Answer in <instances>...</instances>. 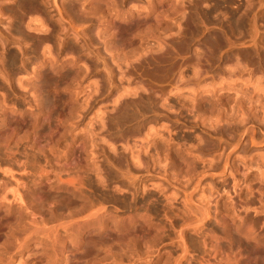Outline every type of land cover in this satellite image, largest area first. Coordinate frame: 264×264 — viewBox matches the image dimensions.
Here are the masks:
<instances>
[{"label": "rangeland", "instance_id": "1", "mask_svg": "<svg viewBox=\"0 0 264 264\" xmlns=\"http://www.w3.org/2000/svg\"><path fill=\"white\" fill-rule=\"evenodd\" d=\"M18 1L20 4V0H17V3ZM42 1L46 3L44 4ZM60 1L63 3V0H56V5L54 4V6V0H36V3H34L33 5L29 4L30 1L27 0L25 2L27 3V5L24 4L26 7L21 4V9L23 11H27H24L25 13H21L22 10L19 9L20 5L17 6L16 2L9 3L8 0H0V8L3 9L5 7L3 9V12L4 10H7V12L9 11V15L6 11L4 13V15L8 17L4 16L6 19H4L3 17L4 20L1 19L0 21V28L2 29H0V33H3V36L1 37L3 38V40H7L8 37V41H4L8 43V46H10V50L8 52L6 51L5 55H10L9 57L12 58L13 56L17 58V56L19 55L17 66H12V68L10 66L8 69L9 65L5 62V65H7L6 69H8L7 73H11L10 75H8L13 81L12 84L16 83L15 86L13 85V88L15 90L17 89V92L13 93L11 88L8 87L9 85L5 83L3 77H1V74L0 92L2 94V97H4V95L6 94L5 102L6 105H8L7 107L17 110H19L20 108L19 111H23L29 108V103L31 104L33 102L34 105L30 106L32 108L30 110H32L33 113L35 112L34 114L37 115L39 114V109L36 107L37 105L32 100L33 97L31 96V94L29 95L28 89L31 87V84L33 82L35 84H41L42 82L41 85H43V82H45L44 80H46L47 82L44 83L45 86L43 85V93L45 97L44 113L48 114L51 111L52 114L50 115V121L44 124L45 129L42 136L44 138H47L48 140H54V144L52 147L56 148L54 149L56 153L67 151L66 148L74 144H82L94 153V156L89 160H82L81 162L82 165L88 166L92 170H99L101 176V178H98L95 173H90L92 177V185L87 188L89 189L92 187V191L90 192L87 189V193L89 196L91 195V199L94 197L93 200L95 201V204H107V207L110 211H112L120 219H123L125 221L119 227V231L114 230L113 222H111L110 226L112 228V231L108 233V236L106 238H92V248L90 253L91 258H94V264H204V259L209 256L210 251L215 247L220 248L222 251H229L230 249H241L245 253V257L242 259L241 264H264L263 245L255 244L253 241L249 240V238L245 234L236 232L239 221L235 213V211H237V213L241 214L243 217H248L251 220H257L259 222L258 228L260 226L259 232L261 233L263 231L262 234L264 236V207L262 208V206H264V158L261 157V155L264 156V145L258 146V148L253 147L250 143V137L248 135H246V137L245 135L244 137L241 136V132H243V129L240 128L242 127H238V123L235 124V122L230 121V123L226 121L225 118H223L222 122L220 121L221 123L219 122L220 124L215 123L213 128L208 127L205 120L208 119L207 116L209 115H205L202 112L203 110L201 107L204 104V101L202 102L203 94L200 91L194 93L197 90L212 88V85L214 84L218 85L221 82H225V85H228L226 87L232 86L231 88L234 89L230 92L232 95L238 93L235 94L237 96L235 97L234 101L232 100L231 107L229 104V108H227L228 110L226 109V106L225 111H230V113L235 114L236 112H238V110H241V108H243V110L248 114L249 106L247 102L250 97L254 96L253 87H249L248 85L252 81V83L258 82L262 87H264V78L262 77L264 75V0H175L177 7L175 6V8H173L174 10L170 11L169 15L167 14L169 21L166 24V28L165 26H163L167 31H169L166 32L162 27L161 31L158 33L161 35V39L163 40V42L161 41L159 44L156 39H149L145 41V46L148 45L150 47L153 46L150 44H154V46H157V44H159L162 48V53L165 52L170 54L169 56L171 58L169 61L172 63L171 60H173V64L176 67L174 66L173 70H171L170 73H166L165 68H163V71L160 70L161 73L163 72V76L159 72L156 73L154 68V60L158 56L160 57L158 52H155V55L154 53L153 55L148 53L145 54V51L143 47H140V41L138 40L137 44L134 45V48L125 49V51L122 52L123 55L121 54L118 56L115 52L109 53L113 52V50H109V52H106V50H108L110 47L106 48V46H104V42H102L104 41L103 37L105 38V36L102 35L103 32H101L100 21L108 14V10L104 8L105 5L103 3L100 2L102 4L100 5L96 0H69L65 3L66 6H64L63 3L62 6L64 7H62V3L60 4ZM116 1L117 2H115L114 0L112 4L118 6L120 5L119 7L124 11L133 6L131 1L128 2L129 4L127 2L125 4L121 3L123 0ZM96 3H98L100 7ZM28 4L30 5L29 7H27ZM94 4L96 5L95 8L97 9V12L95 11L96 9H94V7L92 6ZM228 4H230L229 7ZM259 4H262L263 6L261 5L260 7ZM179 5L180 7L185 6L186 8H184L187 9L184 10V12L186 13L183 12V15L182 10H179L180 12L177 10ZM32 6H35V8L39 9H32ZM72 6L75 8H73ZM59 7L60 9L62 7V14L64 15L60 14ZM86 7L89 8V11ZM55 8L57 9L54 10ZM29 10H32V13ZM175 10L178 14H175ZM12 12L14 13L12 14ZM17 12L21 14V17H23V15H25L26 13H29L28 15L24 16L25 18L23 17L21 20H17L23 23H21L22 26L27 25V23L30 22L29 20L33 18L29 24H32L35 27V24L37 22L36 29L42 28V31L43 28H46L44 29L47 32L46 35L45 33H40L38 30V32L33 31L31 34H29V32H27L29 31L27 29L29 24L25 27L23 26L22 30L26 28V31L21 30L22 33L24 32V34H22L21 32L18 33L17 30L13 28V26L16 27L17 25H20V23H15L17 22L16 19H19L17 18L18 16L15 15ZM37 13L40 15H38ZM88 13H90L89 17L87 15ZM91 13L93 14V17ZM19 14L17 13V15ZM72 14H75V17ZM11 15L14 18H11ZM95 15H98V19H96ZM82 16H84V18H82ZM60 17L63 18L62 21L59 20L62 19ZM49 18H51V20ZM68 18L69 20L72 18L70 22ZM79 18H81L82 20H78ZM7 20L9 22H12L8 24L9 22ZM71 21L74 22L72 23ZM78 21L79 23H84L79 24ZM249 21L252 24H250ZM171 23H173L174 25H171ZM257 23L258 25H256ZM63 24L67 29H62L64 28ZM204 25L206 28L204 27ZM8 26H11V28H13V30L10 28L11 32H9L10 35H8L10 37L14 36V39H12L13 37L10 38L9 36H6L8 32H5L9 31V29L6 30V27L8 28ZM77 26L79 29L78 36L81 35L78 37V40L75 38V35L77 34H75V31H73V29ZM172 26L174 29L171 28ZM175 26L181 27L175 28ZM59 27L61 30H64L61 31L64 35L60 33ZM130 28H132V31ZM125 29L127 30L128 27ZM137 29L138 28L136 26L129 27V32L126 31V33H136ZM14 30L18 34L15 33ZM145 30L147 29L143 28L142 31L144 34H141L142 37H146L149 34V31ZM153 30H155V28H153L152 31ZM253 30L256 31L254 32ZM177 31L179 34L176 33ZM51 32L53 34L55 32V34L53 35ZM171 32H173L174 35ZM27 33L30 36H28ZM168 33L169 35H167ZM83 34L85 36H83ZM21 36L23 39L21 38ZM66 36H69L67 37L68 40ZM16 37H19L18 40H16ZM61 37L63 38L61 39ZM30 38L33 40L31 41ZM20 39L22 40L20 41ZM56 39L61 40L58 41ZM51 40L53 42H51ZM186 40H188L189 42ZM45 41L47 42V44ZM40 42L42 45L40 44ZM243 42L247 45H245ZM59 43L61 44L59 45ZM213 43L215 44V46ZM229 43L232 47L229 45ZM17 45H19L20 48ZM71 45L73 48L71 47ZM255 45L259 49H256ZM137 46L139 47L137 48ZM183 46H185V48ZM188 46H190L189 49ZM175 47L177 49H175L176 51H173L172 49H174ZM215 47L217 48L214 51ZM18 48L20 51L18 50ZM21 48H26L24 49V53H28L26 54L25 59L30 56L33 57V65L35 64V62H38V60H41L39 58L40 52V54L43 55L45 54L46 50L48 51L51 48L48 52L46 51V54H48L46 55V57L49 56V58H58L61 60L66 57L64 59H70V61L72 60L74 62L76 61L75 63L77 64L80 62L78 65H76L78 68H80L78 69L77 67H75L76 69L74 68V70H71L74 72H71L70 70L68 72V69L71 67L70 65V67L65 68V72L67 74L65 76H62L63 84L60 83L59 85H57L59 88L55 85L57 89L54 88L55 86H53L54 89L51 86L53 85L54 80L60 78L61 74L54 76L53 74L46 72L45 75L47 77L44 75L42 76L44 78L38 79L37 81H31V84H29L31 65L29 66L30 69L27 72H24L19 68L23 72L22 73L18 69V67H21V63H19L20 59H22L24 56ZM253 48L256 51L253 50ZM1 50L2 49H0V51ZM18 51L21 53H19ZM140 51H142V53ZM186 51L187 53H185ZM222 51L224 52L222 53ZM29 52H31V54L33 55H30ZM50 52L54 53L55 55H52V53ZM87 52L89 53V55ZM177 52L179 55L177 54ZM253 52L255 54H253ZM76 53L80 54L77 55ZM138 53L142 55L144 53L143 56L141 55L142 58ZM0 54H2V52ZM21 54L23 55L20 56ZM131 54L133 57L131 56ZM134 54L138 55L136 56ZM35 56L38 57V59H36ZM127 56H129L130 58ZM187 56L188 58H184ZM119 57L125 59L121 62L122 59ZM134 57H137L138 59H135ZM72 58H75V60ZM226 58H228V60ZM128 59H130L131 61ZM145 59L148 60L146 61ZM149 60H152L153 63H151L152 61L150 62ZM230 60L232 61V64ZM175 61L176 64L178 63L179 65H176ZM127 62L129 63L127 64ZM146 62L149 64H147ZM199 62L200 64L198 65ZM239 62H241L240 64L242 67H239ZM193 65L195 67H193ZM226 65H230L231 70ZM67 66L68 65H66V67ZM86 66L89 67L87 68ZM184 66H186L187 68ZM84 67L88 70L83 69ZM147 68L149 69V71ZM13 69H17L16 71L14 70L15 73L14 71H9ZM80 69L81 71H79ZM225 69L231 72L229 73ZM46 70L44 69V71ZM180 71H184V77L185 75H187V79L186 77L185 79H182L184 80L183 82H180ZM192 71H197L199 73V83L197 77L195 76V73H193ZM220 72H222L221 76ZM229 74L231 76H229ZM164 75L167 78H170L167 79ZM257 75H259L260 78H258L259 76ZM200 76H202V78H200ZM220 77H222V80L220 79ZM161 78H163L164 80ZM227 78L228 80H225ZM254 78H256V81ZM21 79H23L22 81L27 87L26 90L24 89L25 91L22 90V88L19 89L18 87V83L21 81ZM250 79H252L250 83L246 84ZM48 80L51 81V84ZM243 80L245 81V83ZM1 81L3 83H1ZM27 85H30L29 88ZM46 88L48 90H46ZM177 88H179L180 90L184 89V91L181 93H183L185 96H181V99L187 101L189 109H187L188 107L183 108V106H181L182 104L178 99L181 93H177V90L179 91V89ZM128 89L129 92H131L130 95L127 94V96L126 94L122 93L124 90L128 91ZM54 94H57V97L59 99L58 102L55 101ZM260 94H263V92H260ZM260 94L256 96H259ZM256 99L257 97H255V100ZM126 111L127 113H125ZM198 112L200 113L198 114ZM215 113L217 115V112ZM123 114L125 115V120H123ZM251 115H247L249 116L248 119H251L249 123L251 125L253 123V125H255V127L259 129H256V137H259L257 140H261L263 139L262 133L264 132V114L259 112L258 115L255 116L257 118L260 116L259 118H261L260 120H262L263 123L261 121H258L259 118L254 119L253 115ZM214 118L215 116L212 117L211 120ZM26 119H28V123L24 125L22 129L23 131H31V122L34 118L31 114L28 113L26 114ZM126 119H128V122ZM210 123L208 122V125ZM232 145L233 147L237 145V153L232 158V167L229 170V174L225 178H221V170L223 168L225 155L229 153V151L233 148ZM107 147H109L110 149ZM112 147L114 148L112 149ZM155 147H157L163 154H166L168 152L171 155L170 160L167 162H165V160H162L157 164L154 161L153 157H149L150 155L154 154ZM130 148L133 149L134 152L138 155L142 166H135L133 164V160L131 159V154L129 151ZM207 171H210L211 174L207 175ZM260 171H262L263 173ZM22 172L23 171H21V173H16L17 179H20V175L22 174L25 179L28 177V174H24ZM122 172H129L128 176L133 181H130V179L123 176ZM137 177H144L145 179L143 182L140 181L137 185V187H139V194L135 202L133 194L135 193L136 188L131 185L130 182H134V184L135 182L137 183ZM0 178L7 179L8 177L0 170ZM199 182L200 184L198 185ZM246 184H250L249 186L252 187L251 190L253 192L250 191L251 195L250 193L246 195ZM144 186H146L145 189H143ZM224 189H226L228 193L223 192ZM10 190L11 192L13 191V189ZM10 190L8 202L15 205L17 204V201H15L12 193H10ZM206 209L210 211L211 216L208 219L204 220V212ZM215 212H217L219 215L217 219L215 216ZM146 215L150 216V218L153 219L158 229L146 231L145 227L142 228L141 226V229L138 232L125 234L129 218L136 219L138 225H140L143 223L142 219ZM230 225H233V227H231ZM35 244L36 242H34L32 246H36ZM32 246L28 250H26L23 255H18L12 261V264H22L21 262H28L30 259L37 256L38 254H35L34 250H40L41 246L36 249H34ZM185 250H187L188 252L185 253Z\"/></svg>", "mask_w": 264, "mask_h": 264}, {"label": "bare ground", "instance_id": "2", "mask_svg": "<svg viewBox=\"0 0 264 264\" xmlns=\"http://www.w3.org/2000/svg\"><path fill=\"white\" fill-rule=\"evenodd\" d=\"M27 1V0H26ZM25 0H20V4L19 1L17 3V0H8L9 3H17V6H19V9H21V6L26 4ZM29 4H34L36 3V0H29ZM52 1V0H51ZM59 1V0H58ZM69 0H63L64 6H66V2H68ZM74 1V0H73ZM90 1V0H89ZM100 5H102L101 3H103L104 8L108 10V14L102 18V20L100 21V26H101V32L102 35L105 36V38L103 37L104 41V46H106V48H109L108 50H106V52L109 50H113V52H109V53H117L116 55H123V51H125V49L128 48H134V45L137 44V40L140 41V47H143L145 54H151L154 55L158 52V54L160 55V57L158 56L154 62H155V72L156 73H161V71H163V68H165V72L166 73H170L171 70H173V67L175 66L173 64V60L172 63L169 61L170 60V54L165 53V52H161L162 48L159 45L160 42L163 40L161 39V35L158 34L161 31V28L163 26H165V28L167 27V23H168V17L167 14L169 15V12L174 10L173 8H175L176 6V1L178 0H123L121 3H128L131 1V3L133 4V6L131 8H128V10L124 11L122 10L118 5L112 4V2L114 1H110V0H96ZM120 1V0H118ZM184 1V0H183ZM43 2V1H42ZM77 2V1H76ZM101 2V3H100ZM115 2H117L115 0ZM264 2V1H263ZM44 3V2H43ZM46 3V2H45ZM44 3V4H45ZM62 2L60 1V4ZM63 3L61 4V6L63 5ZM96 3V4H98ZM179 3V2H178ZM183 3V2H182ZM205 3V2H204ZM230 3V1H229ZM261 3V2H260ZM22 4V5H21ZM28 4L27 7H29L30 5ZM43 4V5H44ZM48 4V3H47ZM51 4V3H50ZM56 5V0H54L53 5ZM59 4V5H60ZM98 4V6H99ZM118 4V3H117ZM129 4V3H128ZM226 4V3H225ZM263 4V3H262ZM261 4V5H262ZM1 5V4H0ZM12 5V4H11ZM15 5V4H14ZM13 5V6H14ZM54 5V6H55ZM70 5V4H69ZM230 4H228L229 7ZM260 5V4H259ZM260 5V7H261ZM12 6V7H13ZM25 6V5H24ZM23 6V7H24ZM36 6V5H35ZM35 6L32 8L34 9ZM62 6V7H64ZM81 6V4H80ZM95 8V4L92 5ZM182 6V5H181ZM187 6V5H186ZM263 6V5H262ZM1 7V6H0ZM26 7V6H25ZM39 7V6H38ZM45 7V5H44ZM49 7V6H48ZM62 7L60 9L59 7V12L60 14L63 13ZM73 7V6H72ZM71 7V8H72ZM78 7V6H77ZM100 7V6H99ZM98 7V8H99ZM129 7V5H128ZM177 7V6H176ZM185 6L180 7V5L178 6L177 10L181 11L182 10V15L184 10H187L184 8ZM264 7V6H263ZM3 8V7H2ZM5 8V7H4ZM3 8V9H4ZM16 8V7H15ZM14 8V9H15ZM46 8V7H45ZM75 8V7H73ZM85 8V7H83ZM82 8V9H83ZM87 10L89 9L88 7H86ZM102 8V9H104ZM180 8V9H179ZM190 8V7H189ZM0 8V21L1 19L4 20L6 19L4 13L5 11L7 12V10H4ZM10 9V8H9ZM13 9V11H14ZM17 9V8H16ZM25 9V8H23ZM29 9V8H26ZM37 9V8H35ZM39 9V8H38ZM37 9V10H38ZM57 8H55L54 10H56ZM64 9V8H63ZM69 9V8H68ZM93 9V10H94ZM100 9V8H99ZM18 10V9H17ZM22 10V9H21ZM20 10V11H21ZM48 10V9H47ZM52 10V9H51ZM50 10V11H51ZM66 10V9H65ZM64 10V11H65ZM86 10V12H87ZM195 10V9H194ZM264 10V9H263ZM16 11V10H15ZM19 11V12H20ZM23 11V10H22ZM21 13H25L24 11ZM30 11V10H29ZM32 11V10H31ZM30 11V12H31ZM49 11V12H50ZM71 11V10H69ZM77 11V10H76ZM75 11V12H76ZM89 11V10H88ZM97 12V9L95 10ZM103 11V10H102ZM179 11V12H180ZM11 12V11H10ZM19 12H17L19 14ZM35 12V11H34ZM33 12V13H34ZM39 12V11H37ZM67 12V11H66ZM78 12V11H77ZM100 12V10H99ZM174 12V11H173ZM175 14H178L177 11L175 10ZM254 12V11H253ZM258 12V11H257ZM256 12V13H257ZM9 13V11L7 12V14ZM14 12H12L13 14ZM17 13L15 14L16 16H18L16 19L17 20H21L25 15H28L29 13H26L25 15H23V17H21V14L17 15ZM32 13V12H31ZM36 13V12H35ZM41 13V12H40ZM44 13V12H43ZM70 13V12H69ZM73 13V12H72ZM81 13V11H80ZM79 13V16H80ZM105 13V12H104ZM186 13V12H184ZM38 14V13H37ZM45 14V13H44ZM53 14V13H51ZM57 14V13H56ZM59 14V13H58ZM88 13V17H89ZM92 14V13H91ZM98 14V13H96ZM262 14V13H261ZM9 15V14H8ZM31 15V14H30ZM40 15V14H38ZM64 15V14H62ZM67 15V14H66ZM65 15V16H66ZM73 15V14H72ZM71 15V16H72ZM78 15V14H77ZM76 15V16H77ZM85 15V14H84ZM171 15V14H170ZM199 15V14H198ZM257 15V14H256ZM260 15V13H259ZM5 16V17H4ZM15 16V17H16ZM54 16V15H53ZM64 16V18H65ZM75 17V14L73 15ZM96 16V15H95ZM98 16V15H97ZM96 16V19H98ZM173 16V15H172ZM176 16V15H175ZM185 16V15H184ZM183 16V18H184ZM255 16V15H254ZM4 17V19H3ZM29 17V16H28ZM33 17V16H32ZM46 17V16H45ZM59 17V16H58ZM67 17V16H66ZM73 17V18H74ZM93 17V14H92ZM200 17V16H199ZM258 17V16H257ZM256 17V18H257ZM11 18H14L11 15ZM25 18V17H24ZM53 18V17H52ZM62 18V17H60ZM70 18V17H69ZM68 18V20H69ZM78 18V17H77ZM82 18H84V16H82ZM91 18V16H90ZM95 18V17H94ZM170 18V17H169ZM179 18V17H178ZM182 18V17H181ZM198 18V17H197ZM10 19V18H9ZM27 19V18H26ZM33 19V18H32ZM30 19L29 21L31 22ZM51 20V18H49ZM72 19V18H71ZM70 19V20H71ZM81 18H79L78 20H80ZM89 19V18H88ZM205 19V18H204ZM203 19V20H204ZM251 19V18H250ZM261 19V18H260ZM14 20V19H13ZM59 20H63L59 19ZM69 20V22H70ZM82 20V19H81ZM180 20V19H179ZM183 20V19H182ZM8 21V20H7ZM60 21V22H61ZM76 21V20H75ZM85 21V20H84ZM89 21V20H88ZM91 21V20H90ZM201 21V20H200ZM256 21V20H255ZM9 22V21H8ZM7 22V23H8ZM12 22V21H11ZM11 22H9L8 24H10ZM26 22V21H25ZM29 22V23H30ZM57 22V21H55ZM68 22V21H66ZM72 22V21H71ZM74 22V21H73ZM72 22V23H73ZM171 22V21H170ZM173 22V19H172ZM206 22V21H205ZM17 25L16 27L13 26V28H15V30H17V32H21L24 31L26 28H24V30H22L23 26H22V22L21 21H17L15 22ZM22 23V24H21ZM27 23V25L29 24ZM35 23V20H34ZM79 23V21H78ZM81 23V22H80ZM79 23V24H80ZM84 23V22H83ZM81 23V24H83ZM175 23V22H174ZM181 23V22H180ZM196 23V22H195ZM250 23V21H249ZM248 23V24H249ZM2 24V23H1ZM37 24V22H36ZM36 24L35 27L32 24H29V26L27 27V29L29 31V34H31L33 31L36 32H40L42 34L45 33L46 35V28H43V30L41 31L40 28L36 29ZM71 24V23H70ZM76 24V23H74ZM170 24V23H169ZM173 23H171L172 25ZM176 24V23H175ZM179 24V22H178ZM205 24V23H204ZM252 24V23H250ZM254 24V22H253ZM4 25V24H3ZM12 25V24H11ZM25 25V26H27ZM78 25V24H76ZM174 25V24H173ZM177 25V24H176ZM199 25V24H198ZM258 25V23L256 24ZM1 26V25H0ZM24 26V27H25ZM38 26V25H37ZM62 26V25H61ZM71 26V25H70ZM73 26V25H72ZM134 27L136 26L137 32L136 33H132L131 34H127L129 31V27ZM169 26V25H168ZM208 26V25H207ZM210 26V25H209ZM248 26V25H247ZM5 27V26H4ZM64 27V24H63ZM128 29L126 30L125 28ZM170 27V26H169ZM168 27V29H169ZM179 26H175V28ZM205 27V25H204ZM253 27V25H252ZM11 26L8 28L6 27V30L9 29V31H6L5 33H7L6 36H9V32H11V29L13 30V28H11ZM57 28V27H56ZM66 27L62 28L65 29ZM74 28V27H72ZM80 28V27H79ZM99 28V27H98ZM143 28L147 29L149 31V34L146 37H142L141 34L143 33ZM155 28V30L152 31V29ZM164 28V27H163ZM164 28V30L166 32H168L166 29ZM172 29L173 26L171 27ZM206 28V27H205ZM255 28V27H254ZM253 28V29H254ZM257 28V27H256ZM1 29V28H0ZM5 29V28H4ZM36 29V30H35ZM40 29V30H39ZM60 29V27H59ZM67 29V28H66ZM70 29V28H69ZM132 31V28H130ZM249 29V28H248ZM2 30V29H1ZM14 30V32H15ZM22 30V31H21ZM38 30V31H37ZM55 30V29H54ZM71 30V29H70ZM78 26L75 27L73 29V31H75V35L76 39L78 40ZM135 30V28H134ZM145 30V31H147ZM163 30V29H162ZM163 30V31H164ZM178 30V29H176ZM180 30V29H179ZM200 30V29H199ZM206 30V29H205ZM26 31V30H25ZM48 31V30H47ZM50 31V29H49ZM52 31V29H51ZM56 31V30H55ZM64 30L60 29V33L63 34ZM126 31H128L126 33ZM141 31V32H140ZM171 31V30H170ZM181 31V30H180ZM248 31V30H247ZM254 31V30H253ZM256 31V30H255ZM254 31V32H255ZM12 32V33H14ZM15 32V33H17ZM68 32V30H67ZM258 32V30H257ZM17 33V34H18ZM20 33V35H21ZM39 33V34H40ZM52 33V32H51ZM66 33V32H65ZM72 33V32H71ZM82 33V32H81ZM84 33V32H83ZM146 33V32H145ZM173 34V32H171ZM170 33V35H171ZM177 34L178 31L176 32ZM189 33V32H188ZM187 33V34H188ZM239 33V32H238ZM2 35H0V49H2L0 51V53L2 52V54H0V74L1 77H3V79L5 80V83L8 84L11 88V90L13 91V93L17 92V89L15 90L13 88V85L15 86V84H12V79H10V74L11 73H7V70L9 69V67L12 66H17L19 58L17 60V58H15V56L9 57L10 55L6 56V51L8 52L10 49L8 46V43L5 42L4 39L1 37L3 36V33H0ZM9 34V35H8ZM24 34V32L22 33ZM28 34V33H27ZM26 34V35H27ZM28 34V36H30ZM53 34V33H52ZM55 34V32H54ZM53 34V35H54ZM58 34V33H57ZM60 34V35H61ZM144 34V33H143ZM182 34V33H181ZM185 34V33H183ZM226 34V33H225ZM257 34V33H256ZM255 34V35H256ZM260 34V33H258ZM15 35V34H13ZM19 35V36H20ZM44 35V36H45ZM64 35V34H63ZM100 35V34H97ZM101 35V36H102ZM146 35V34H145ZM169 35V33L167 34ZM174 35V34H173ZM190 35V34H189ZM17 36V35H16ZM24 36V35H23ZM70 36V35H69ZM69 36H66L69 37ZM83 36H85L83 34ZM99 36V37H101ZM181 36V35H180ZM10 37V36H9ZM13 37V38H12ZM10 38L14 39V36H12ZM27 37V36H25ZM57 37V36H56ZM60 37V36H58ZM74 37V36H73ZM184 37V36H183ZM198 37V36H197ZM235 37V36H234ZM257 37V36H256ZM9 38V39H10ZM17 38V37H16ZM15 38V39H16ZM19 38V37H18ZM18 38L16 40H18ZM22 38V36H21ZM45 38V37H44ZM47 38V37H46ZM52 38V37H51ZM63 37H61L62 39ZM164 38V37H163ZM185 38V37H184ZM23 39V38H22ZM20 39V41L22 40ZM31 39V38H30ZM59 39V40H61ZM71 39V38H70ZM100 39V38H99ZM98 39V40H99ZM102 39V38H101ZM149 39H156V41L159 42V44H157V46L155 47L154 44H150L153 46H145V41L149 40ZM255 39V38H254ZM33 39H31L32 41ZM41 40V39H40ZM39 40V41H40ZM48 40V39H47ZM46 40V41H47ZM54 40V39H53ZM58 40V39H56ZM58 40V41H59ZM68 40V38H67ZM75 40V39H74ZM165 40V39H164ZM167 40V39H166ZM192 40V39H191ZM195 40V39H194ZM228 40V39H227ZM230 40V39H229ZM256 40V39H255ZM8 41V37L7 40ZM37 41V40H36ZM45 41V42H46ZM49 41V40H48ZM87 41V40H86ZM91 41V40H90ZM89 41V42H90ZM151 41V40H150ZM155 41V43H156ZM188 41V40H186ZM232 41V40H231ZM254 41V40H253ZM19 42V41H17ZM26 42V40H25ZM42 42V41H41ZM40 42V44H41ZM51 42H53L51 40ZM64 42V41H63ZM157 42V43H158ZM182 42V40H181ZM179 42V43H181ZM189 42V41H188ZM191 42V41H190ZM222 42V41H221ZM229 42V41H228ZM241 42V41H240ZM245 42V41H244ZM243 42V43H244ZM11 43V42H10ZM57 43V42H56ZM62 43V42H61ZM59 43V45L61 44ZM81 43V42H80ZM165 43V42H164ZM187 43V42H186ZM234 43V42H233ZM239 43V42H238ZM259 43V42H258ZM17 44V43H16ZM30 44V43H29ZM39 44V45H40ZM44 44V43H43ZM47 44V42H46ZM49 44V43H48ZM72 44V42H71ZM79 44V43H78ZM188 44V43H187ZM191 44V43H190ZM189 44V45H190ZM205 44V42H204ZM214 44V43H213ZM212 44V46H213ZM226 44V43H225ZM232 44V43H231ZM236 44V43H235ZM242 44V43H241ZM245 44V43H244ZM11 45V44H10ZM15 45V44H14ZM20 45V44H19ZM17 45V46H19ZM22 45V44H21ZM42 45V44H41ZM45 45V44H44ZM64 45V44H63ZM179 45V44H178ZM177 45V46H178ZM184 45V44H183ZM192 45V44H191ZM208 45V44H207ZM218 45V44H217ZM216 45V46H217ZM228 45V44H227ZM230 45V43H229ZM239 45V44H238ZM247 45V44H245ZM50 46V45H49ZM47 46V47H49ZM52 46V45H51ZM87 46V45H86ZM91 46V45H90ZM186 46V44H185ZM185 46H183L185 48ZM205 46V45H204ZM215 46V44H214ZM231 46V45H230ZM228 46V47H230ZM242 46V45H241ZM28 47V46H27ZM35 47V46H34ZM46 47V48H47ZM72 47V45H71ZM76 47V46H75ZM74 47V48H75ZM79 47V46H78ZM139 46H137L138 48ZM166 47V46H165ZM173 47V46H172ZM190 46H188L189 49ZM206 47V46H205ZM209 47V46H208ZM218 47V46H217ZM214 48L215 49L217 48ZM232 47V46H231ZM243 47V46H242ZM253 47V46H252ZM262 47V46H261ZM14 48V47H13ZM20 48V46H19ZM18 48V50H19ZM29 48V47H28ZM38 48V47H37ZM53 48V47H52ZM56 48V47H55ZM58 48V47H57ZM73 48V47H72ZM82 48V47H81ZM181 48V47H180ZM210 48V47H209ZM226 48V47H225ZM256 49H259L256 47ZM16 49V48H15ZM26 49V48H24ZM24 49L21 48V51H23L22 53H24ZM33 49V48H32ZM36 49V48H34ZM51 49V48H50ZM49 49V50H50ZM60 49V47H59ZM62 49V48H61ZM142 49V48H141ZM139 49V50H141ZM164 49V47H163ZM175 49H177L176 47L174 49H172L173 51H176ZM207 49V48H206ZM212 49V48H211ZM210 49V50H211ZM227 49V48H226ZM264 49V48H263ZM12 50V49H11ZM28 50V49H27ZM41 50V49H39ZM38 50V51H39ZM46 50V49H45ZM48 50V51H49ZM84 50V49H83ZM131 50V49H130ZM138 50V52H139ZM184 50V49H181ZM179 50V51H181ZM208 50V49H207ZM253 50H255L253 48ZM20 51V50H19ZM18 51V52H19ZM29 51V50H28ZM47 51V50H46ZM46 51L45 54L40 55V61L38 60V62H35V64L33 65L34 61L32 60L33 57H28L27 59H25L26 54L28 53H24V56L22 59H20L21 63V67H18V69L20 68L21 70H23L24 72H27L30 68L29 66L31 65V75L29 76L30 78V83L31 81L34 80H38L41 78H44L42 76H44L47 73H51L54 76L55 75H60V78L57 80H54L53 85L51 86L53 88V86H57L60 83H62L63 81V77L65 76L67 73L65 72V68H68V72L69 70H74L75 67H77L76 65H78L77 63H75L74 61H70L67 59H64L66 57L63 58V60L58 59V58H49L46 57ZM47 51V52H48ZM53 51V50H52ZM57 51V50H55ZM68 51H72V50H68ZM86 51V50H85ZM133 51V49H132ZM131 51V52H132ZM143 51V52H144ZM166 51V50H165ZM168 51V50H167ZM172 51V52H173ZM213 51V50H212ZM230 51V50H229ZM233 51V50H232ZM256 51V50H255ZM11 52V51H10ZM36 52V51H35ZM34 52V53H35ZM67 52V51H65ZM80 52V51H79ZM128 52V50H127ZM136 52V51H135ZM142 53V51H140ZM156 52V53H155ZM224 51H222L223 53ZM13 53V52H12ZM21 53V52H19ZM30 55L31 52H29ZM33 53V52H32ZM37 53V52H36ZM35 53V54H36ZM44 53V50H43ZM52 53V52H50ZM73 53V52H72ZM71 53V54H72ZM88 53V52H87ZM182 53V52H180ZM187 53V51L185 52ZM203 53V52H202ZM208 53V52H207ZM211 53V52H210ZM258 53V52H256ZM11 54V53H10ZM14 54V53H13ZM54 53H52L53 55ZM58 54V53H57ZM67 54V53H65ZM77 54V53H76ZM80 54V53H78ZM77 54V55H78ZM133 54V53H132ZM131 54V56H132ZM140 56L142 54L138 53ZM137 54V55H138ZM175 54V53H174ZM178 54V52H177ZM209 54V53H208ZM220 54V52H219ZM251 54V53H250ZM253 54H255L253 52ZM260 54V53H259ZM258 54V55H259ZM16 55V54H15ZM23 54H21L20 56H22ZM51 55V56H52ZM55 55V54H54ZM74 55V54H73ZM72 55V56H73ZM89 55V53H88ZM111 55V54H110ZM115 55V54H114ZM127 55V53H126ZM125 55V56H126ZM136 55V54H134ZM136 55V56H137ZM144 55V53H143ZM142 55V56H143ZM150 55V57H151ZM176 55V54H175ZM179 55V54H178ZM187 55V54H185ZM212 55V54H211ZM234 55V54H233ZM231 55V56H233ZM37 56V55H36ZM36 59H38V57H36ZM42 56V58H41ZM68 56V55H67ZM71 56V55H69ZM80 56V55H79ZM141 56V58H142ZM149 56V55H147ZM183 56V55H182ZM206 56V55H205ZM213 56V55H212ZM230 56V55H229ZM227 56V57H229ZM236 56V54H235ZM234 56V57H235ZM239 56V55H238ZM5 57V58H4ZM7 57V59H6ZM53 57V56H52ZM74 57V56H73ZM114 57V56H113ZM123 57V56H121ZM119 57V58H121ZM129 57V56H127ZM133 57V56H132ZM131 57V58H132ZM139 57V56H138ZM146 57V56H145ZM144 57V58H145ZM218 57V56H217ZM253 57V56H252ZM34 58V59H35ZM77 58V57H75ZM75 58H72L75 60ZM84 58V57H83ZM82 58V59H83ZM118 58V57H117ZM130 58V57H129ZM135 58V57H134ZM137 58V57H136ZM135 58V59H136ZM143 58V60H144ZM147 58V57H146ZM180 58V57H179ZM184 58H188L184 57ZM183 58V59H184ZM190 58V57H189ZM206 58V57H205ZM208 58V57H207ZM216 58V56H215ZM222 58V57H221ZM236 58V57H235ZM246 58V57H245ZM35 59V60H36ZM81 59V58H80ZM114 59V58H113ZM121 62L125 59L121 58ZM138 59V58H137ZM150 59V58H148ZM147 59V60H148ZM153 59V57H152ZM175 59V58H174ZM182 59V58H181ZM213 59V58H212ZM228 60V58H226ZM237 59V58H236ZM239 59V58H238ZM78 60V59H77ZM120 60V59H119ZM130 60V59H128ZM134 60V59H132ZM146 60V59H145ZM146 60V61H147ZM187 60V59H186ZM191 60V59H190ZM197 60V59H195ZM233 60V59H231ZM230 60V61H231ZM235 60V59H234ZM258 60V59H256ZM116 61V60H114ZM131 61V60H130ZM150 61V60H149ZM152 61V60H151ZM150 61V62H151ZM179 61V60H177ZM184 61V60H183ZM199 61V60H198ZM197 61V62H198ZM225 61V60H224ZM239 61V60H238ZM251 61V60H250ZM255 61V60H254ZM264 61V59H263ZM8 63V69H6L5 65L6 63ZM84 62V61H83ZM82 62V63H83ZM95 62V61H94ZM186 62V61H185ZM192 62V61H191ZM190 62V63H191ZM196 62V61H195ZM201 62V61H200ZM200 62L198 63V65L200 64ZM208 62V61H207ZM217 62V61H216ZM229 62V61H228ZM242 62V60H241ZM241 62H239L238 64H240ZM247 62V61H246ZM257 62V61H256ZM129 62H127L128 64ZM131 63V62H130ZM147 63V62H146ZM153 63V61L151 62ZM180 63V62H179ZM184 63V62H183ZM225 63V62H224ZM230 63V62H229ZM245 63V61H244ZM255 63V62H254ZM99 64V63H98ZM149 64V63H147ZM176 64V61H175ZM178 64V63H177ZM176 64V65H177ZM188 64V63H187ZM194 64V63H193ZM197 64V63H196ZM214 64V63H213ZM232 64V61H231ZM264 64V63H263ZM262 64V65H263ZM66 65H68L66 67ZM70 65V66H69ZM86 65V64H85ZM153 65V64H152ZM179 65V64H178ZM185 65V64H184ZM197 65V68H198ZM211 65V64H210ZM219 65V64H218ZM222 65V64H221ZM236 65V63H235ZM244 65V64H242ZM257 65V64H256ZM95 66V65H94ZM151 66V65H150ZM228 66V65H226ZM241 66V64L239 65V67ZM253 66V65H252ZM87 68L89 66H86ZM120 67V66H119ZM176 67V66H175ZM186 67V66H184ZM193 67H195L193 65ZM192 67V68H193ZM214 67V66H213ZM217 67V66H216ZM236 67V66H234ZM242 67V66H241ZM260 67V66H259ZM78 68V67H77ZM80 68V67H79ZM78 68V69H79ZM86 68V69H87ZM97 68V67H96ZM187 68V67H186ZM215 68V67H214ZM228 68L231 67L230 65L228 66ZM244 68V66H243ZM19 69V70H20ZM44 69L46 71H44ZM76 69V68H75ZM85 69V67L83 68ZM85 69V70H86ZM148 69V68H147ZM176 69V68H175ZM174 69V70H175ZM191 69V68H190ZM222 69V68H221ZM250 69V68H249ZM260 69V68H259ZM16 71L17 69H13V70H9V71ZM20 70V72H22ZM67 70V69H66ZM88 70V69H87ZM98 70V69H96ZM154 70V69H153ZM194 70V69H192ZM201 70V69H200ZM227 70V69H225ZM234 70V69H233ZM8 71V72H9ZM14 71V73H15ZM44 71V72H42ZM81 71V69L79 70ZM78 71V72H79ZM149 71V69H148ZM177 71V70H176ZM185 71V70H184ZM183 71V72H184ZM188 71V70H187ZM228 71V70H227ZM226 71V72H227ZM245 71V70H244ZM251 71V70H250ZM19 72V71H18ZM74 72V71H71ZM70 72V73H71ZM77 72V70H76ZM87 72V71H86ZM94 72V71H93ZM146 72V71H145ZM152 72V71H151ZM174 72V71H173ZM179 72V71H178ZM181 72V71H180ZM181 72L180 74V82H183L184 80L182 79H187V75H185L184 77V73ZM193 72V71H192ZM200 72V71H199ZM219 72V71H218ZM229 72V71H228ZM231 72V71H230ZM229 72V73H230ZM235 72V71H234ZM23 73V72H22ZM30 73V72H29ZM149 73V72H147ZM163 73V72H162ZM161 73V75H162ZM175 73V72H174ZM173 73V74H174ZM195 73V76L197 77L198 83H199V73L197 71L193 72ZM201 73V72H200ZM260 73V71H259ZM9 74V75H8ZM79 74V73H78ZM77 74V75H78ZM152 74V73H151ZM150 74V75H151ZM251 74V73H249ZM253 74V73H252ZM19 75V74H18ZM70 75V74H68ZM75 75V74H74ZM88 75V74H86ZM149 75V74H148ZM153 75V74H152ZM155 75V74H154ZM157 75V74H156ZM160 75V74H159ZM193 75V74H192ZM222 75V72H220V76ZM256 75V74H255ZM261 75V74H260ZM16 76V75H15ZM25 76V75H24ZM46 76V75H45ZM73 76V75H72ZM71 76V77H72ZM163 76V75H162ZM165 76V75H164ZM168 76V75H167ZM219 76V74H218ZM229 76H231L229 74ZM259 76V75H257ZM12 77V76H11ZM23 77V76H22ZM47 77V76H46ZM59 77V76H58ZM69 77V76H68ZM159 77V76H158ZM166 77V76H165ZM164 77V78H165ZM194 77V76H193ZM251 77V76H250ZM264 78V75L262 76ZM21 78V77H20ZM52 78V76H51ZM50 78V79H51ZM67 78V76H66ZM123 78V77H122ZM151 78V77H149ZM167 78V77H166ZM170 78V77H169ZM167 78V79H169ZM200 78H202V76H200ZM249 78V77H248ZM260 78V76L258 77ZM261 78V79H263ZM49 79V78H48ZM156 79V78H155ZM154 79V80H155ZM163 79V78H161ZM166 79V80H167ZM195 79V78H194ZM220 79L222 80V77H220ZM232 79V78H231ZM242 79V78H240ZM256 81V78H254ZM1 80V78H0ZM16 80V78H15ZM23 79H21V81L18 83V87L19 89L22 88V90H26L27 87L25 86L24 82L22 81ZM123 80V79H122ZM164 80V79H163ZM202 80V79H201ZM225 80H228L225 79ZM224 80V81H225ZM252 79L248 80L246 84H249L250 81ZM42 81V80H41ZM38 81V82H41ZM46 83L47 81L44 80ZM49 81V80H48ZM53 81V80H52ZM161 81V80H160ZM196 81V80H195ZM244 81V80H243ZM258 81V79H257ZM264 81V80H263ZM51 84V81H49ZM48 82V83H49ZM65 82V81H64ZM186 82V81H185ZM227 82V81H226ZM1 83H3L1 81ZM26 83V82H25ZM34 83V82H33ZM32 83V84H33ZM47 83V84H48ZM245 83V81H244ZM5 84V85H6ZM31 84V87L29 88L28 86V93L29 95L31 94V96L33 97V101L35 102V104L37 105L36 107L39 109V114L35 115L30 106L34 105L33 102L30 104L29 103V108L23 111H19L17 109H13V108H9L7 107L8 105H6L5 99H6V94L4 95V97H2V94L0 96V170L8 177L7 179H1L0 178V264H12V261L18 256V255H23L24 252H26V250H28L34 242H36V246H32L34 249L40 247V250H34L35 254H38L37 256H35L34 258L30 259L28 262L23 261L21 262L22 264H94L93 259L91 258V248H92V238L93 237H97V238H106L108 236V233H110L112 231V228L110 226V223L113 222V227L115 231H119V227L122 225V223H124L125 221L123 219H120L117 215H115L112 211L109 210V208L107 207V204H95L93 198L91 199V195H88V191H92V187L89 188L91 190H89L87 187H90L92 185V177H91V172L95 173V175L98 178H101L100 176V171L97 169H90V167L88 166H84L82 165V160H89L91 157L94 156V153L90 150L87 149L85 146H83L82 144H74L71 146H68L66 149L67 151L65 152H58L56 153L53 148V144H54V140L53 139H47L44 138L43 135V131L45 129L44 124H46L47 122L50 121L51 119V111L46 114L44 113L45 111V105H44V93H43V85L42 82L41 84ZM122 84V83H121ZM186 84V83H185ZM210 84V83H209ZM251 84V85H250ZM248 86L253 87V94L254 96L250 97L248 99V106H249V111L248 114L249 115H253L254 119L257 118L255 116L258 115L259 112L264 114V87L261 86L260 83L258 82H254L250 83ZM264 84V83H263ZM231 85V84H230ZM7 86V85H6ZM45 86V85H44ZM56 86L54 88H56ZM205 86V85H204ZM209 86V85H208ZM228 86L227 84L225 85V82H221L218 85H212V88H205L203 90H197V91H193L194 93L197 92H202V96H203V100L204 104L202 107V112L205 115H209L207 116L208 119L205 120V122H207V126L210 128H213L215 123L220 124L223 120V118L226 119V121L230 122H235L238 123L237 126L238 127H242L240 129H243L241 132V136L246 137V135H248L250 137V143L253 147L258 148V146H262L264 145V132L263 134V139L261 140H257L258 138L256 137V128L255 125H252L249 123L250 120L248 119L249 116H247V112H245L243 110V108H241V110H238V112H236L235 114L230 113V111L226 112L225 110L227 108H229V104L230 107L232 105V100L234 101L235 97L238 93L235 94H231L230 92L232 90H234L233 88H231L232 86L226 87ZM234 86V85H233ZM247 86V85H246ZM264 86V85H263ZM4 87V86H3ZM58 87V86H57ZM123 87V86H122ZM2 88V87H1ZM9 88V89H10ZM53 88V89H54ZM59 88V87H58ZM99 88V87H98ZM45 89V88H44ZM57 89V88H56ZM123 89V88H122ZM179 89V88H177ZM176 89V90H177ZM200 89V88H199ZM7 90V89H6ZM24 90V91H25ZM46 90H48L46 88ZM192 90V89H191ZM190 90V91H191ZM96 91V90H95ZM121 91V90H120ZM133 91V90H132ZM135 91V90H134ZM183 90L179 91L177 90V93H181L183 92ZM21 92V91H20ZM27 92V91H26ZM54 92V91H53ZM122 92V91H121ZM120 92V93H121ZM127 90H124L122 93L124 94H128L130 95L131 92H129ZM192 92V91H191ZM255 92V93H254ZM260 92H263V94H260ZM5 93V92H4ZM25 93V92H24ZM119 93V92H118ZM121 93V94H122ZM21 94V93H20ZM260 94L259 96H256ZM12 95V94H11ZM28 95V94H26ZM54 98L55 101L58 102V97L57 94H54ZM123 95V94H122ZM127 95V96H128ZM132 95V94H131ZM136 95V94H135ZM262 95V96H261ZM10 96V95H9ZM8 96V97H9ZM22 96V95H21ZM46 96V95H45ZM119 96V95H118ZM184 97L185 95L183 93L180 94L179 96V100L180 103L182 104L181 106H183V108L188 107L187 109H189V106L187 105V101L182 100L181 98ZM7 97V98H8ZM29 97V96H28ZM120 97V96H119ZM255 97H257V99L255 100ZM21 98V97H20ZM121 98V97H120ZM231 99V101H230ZM168 100V99H166ZM165 100V101H166ZM149 101V100H148ZM21 102V101H20ZM24 102V101H23ZM28 102V101H26ZM31 102V100H30ZM55 103V102H54ZM151 103V102H150ZM167 103V102H166ZM179 103V104H180ZM263 103V104H262ZM259 104V105H258ZM149 105V104H148ZM54 106V105H53ZM152 106V105H151ZM227 106V107H226ZM135 107V106H134ZM226 107V109H225ZM55 108V107H53ZM149 108V107H148ZM136 109V108H135ZM147 109V108H146ZM156 109V108H155ZM171 109V108H170ZM52 110V109H51ZM131 110V109H130ZM154 110V109H152ZM228 110V109H227ZM129 111V109H128ZM151 111V110H148ZM156 111V110H155ZM255 111V112H254ZM131 112V111H130ZM129 112V113H130ZM137 112V110H136ZM139 112V111H138ZM146 112V111H145ZM144 112V114H145ZM217 112V115L216 113ZM254 112V113H253ZM31 114L32 117L34 118L32 123V130L28 131L25 130L23 131L22 127L24 125H26L28 123V119H26V114ZM127 113V111L125 112ZM143 113V112H142ZM152 113V112H151ZM200 112H198L199 114ZM203 114V115H204ZM124 115V114H123ZM130 115V114H129ZM135 115V114H134ZM140 115V114H139ZM251 115V116H252ZM132 116V113H131ZM136 116V115H135ZM143 116V115H141ZM214 119L211 120L212 117H214ZM122 117V116H121ZM129 117V116H128ZM203 117V116H202ZM252 117V118H253ZM260 117V116H259ZM258 117V118H259ZM205 118V117H204ZM257 118V119H258ZM132 119V117H131ZM137 119H138V115H137ZM261 118H259L258 121ZM125 120V115H124V119ZM128 122V119H126ZM136 120V118H135ZM133 120V121H135ZM204 120V119H203ZM30 121V120H29ZM221 121V122H220ZM208 122L210 123L208 125ZM220 122V123H219ZM253 122V121H252ZM231 123V122H230ZM263 123V122H262ZM233 124V123H232ZM105 125V124H103ZM236 126V125H235ZM259 126V125H258ZM264 127V126H263ZM262 128V127H261ZM153 129V128H152ZM239 129V128H238ZM237 130V128H236ZM259 130V129H258ZM153 131V130H151ZM261 131V130H260ZM237 133V131H236ZM239 133V132H238ZM240 136V137H241ZM246 141V140H245ZM110 144V143H109ZM234 144V143H233ZM230 145V144H229ZM114 146V145H113ZM52 147V148H51ZM111 147V146H109ZM107 147V148H109ZM128 147V146H127ZM126 147V148H127ZM233 147V145H232ZM236 146H234L229 153H227L225 155V159H224V164H223V168H222V172H221V178H225L228 174H229V170L232 167L231 163H232V158L233 156L237 153L236 150ZM114 147H112L113 149ZM264 148V147H263ZM65 149V150H66ZM110 149V148H109ZM111 149V150H112ZM116 149V148H115ZM230 149V148H229ZM260 149V148H259ZM264 150V149H263ZM115 151V150H114ZM130 154H131V159L133 160V164L136 166H140L142 163L140 161V158L138 157V155L134 152L133 149H129ZM258 151V150H257ZM262 151V150H261ZM103 154V153H102ZM151 154V153H150ZM170 154L167 152L166 154H163L157 147H155L154 149V154L150 155L149 157H153L154 161L158 164L160 163L162 160H165V162L170 160ZM262 158H264L263 155H261ZM109 159V158H108ZM263 160V159H262ZM153 161V162H154ZM108 162V161H107ZM185 162V161H184ZM171 163V162H170ZM184 164V163H183ZM142 166V165H141ZM21 171H23L22 173H26L28 174V177L25 179L24 176L20 175L21 178L17 179L16 177V173H21ZM29 171V172H27ZM231 172V171H230ZM262 172V171H260ZM123 173V172H122ZM263 173V172H262ZM211 174L210 171H207L206 173ZM129 172H124L123 176L127 177L128 179H130V181H133L129 176ZM263 175V174H261ZM257 177V176H256ZM259 177V176H258ZM263 177V176H262ZM13 181H12V180ZM144 177H137L138 182L134 184V182H130L131 185H133L135 188V193L133 194V197L135 198V202L138 198V194H139V187H137L138 183L140 181H144ZM101 180V179H100ZM258 180V179H257ZM200 184V182L198 183V185ZM15 185V186H14ZM250 184H246V192L248 195L250 193L251 188L249 186ZM14 186V187H13ZM146 186L143 187V189H145ZM10 189H13V191L11 192ZM88 189V191H87ZM250 189V190H249ZM9 190L10 193H12L15 201H17V204H13L8 202L9 201ZM223 192L228 193V191L226 189L223 190ZM253 192V191H252ZM90 194V193H89ZM95 194V193H94ZM251 195V193H250ZM253 195V194H252ZM103 196V195H102ZM105 197V196H104ZM103 197V198H104ZM102 199V198H101ZM93 200V201H92ZM103 200V199H102ZM100 200V201H102ZM98 201V200H97ZM96 201V202H97ZM19 202V203H18ZM264 206H262L263 208ZM263 210V209H261ZM237 219L239 221V225L236 228V232L238 233H242L245 234L249 240L253 241L255 244L258 245H263V250H264V236L262 234V232H259V228H258V221L257 220H251L248 217H243L241 214H238L237 211H235ZM261 213V212H259ZM211 216L210 211L208 209L205 210L204 212V220L208 219ZM215 216L216 219L219 217L218 213L215 212ZM143 223L138 225V222L136 219L134 218H129L128 219V225L126 227V233H131V232H138L142 228L145 227L146 231H150L152 229L156 230L158 229V227L156 226V224L154 223L153 219L150 218V216L146 215L143 217ZM231 227H233V225H230ZM247 230V231H245ZM135 241V240H134ZM133 241V242H134ZM188 252L187 250H185V253ZM245 257V253L241 250V249H230L229 251H222L220 248L215 247L213 248L210 253L209 256L204 259V264H241L242 263V259Z\"/></svg>", "mask_w": 264, "mask_h": 264}]
</instances>
